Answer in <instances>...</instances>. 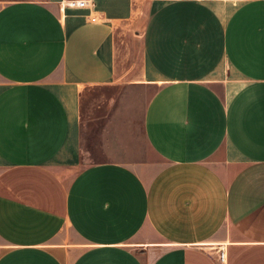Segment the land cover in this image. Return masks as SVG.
<instances>
[{"label": "crops", "instance_id": "crops-1", "mask_svg": "<svg viewBox=\"0 0 264 264\" xmlns=\"http://www.w3.org/2000/svg\"><path fill=\"white\" fill-rule=\"evenodd\" d=\"M68 1L0 0V264H264V0Z\"/></svg>", "mask_w": 264, "mask_h": 264}, {"label": "built area", "instance_id": "built-area-1", "mask_svg": "<svg viewBox=\"0 0 264 264\" xmlns=\"http://www.w3.org/2000/svg\"><path fill=\"white\" fill-rule=\"evenodd\" d=\"M83 4H84V3H83L82 1H78V0H70V1H68L67 3H65L64 5H66V6H82ZM64 5H62L61 7L63 8ZM219 253H220V259L223 260L222 258H223V256H224V250L221 249Z\"/></svg>", "mask_w": 264, "mask_h": 264}, {"label": "rangeland", "instance_id": "rangeland-1", "mask_svg": "<svg viewBox=\"0 0 264 264\" xmlns=\"http://www.w3.org/2000/svg\"><path fill=\"white\" fill-rule=\"evenodd\" d=\"M136 250L139 252L140 251V249L139 248H136Z\"/></svg>", "mask_w": 264, "mask_h": 264}, {"label": "bare ground", "instance_id": "bare-ground-1", "mask_svg": "<svg viewBox=\"0 0 264 264\" xmlns=\"http://www.w3.org/2000/svg\"><path fill=\"white\" fill-rule=\"evenodd\" d=\"M223 260H224V256H223V258H222Z\"/></svg>", "mask_w": 264, "mask_h": 264}]
</instances>
